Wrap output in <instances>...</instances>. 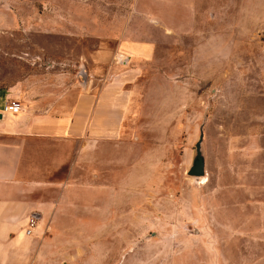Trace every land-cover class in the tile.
<instances>
[{
	"label": "rangeland",
	"instance_id": "1",
	"mask_svg": "<svg viewBox=\"0 0 264 264\" xmlns=\"http://www.w3.org/2000/svg\"><path fill=\"white\" fill-rule=\"evenodd\" d=\"M135 9L157 44L95 177L109 187L97 214L33 212L31 251L11 231L0 264H264V0H0V87L81 64L100 83L122 65L106 54ZM200 132L204 177L187 172ZM65 175L62 163L47 177Z\"/></svg>",
	"mask_w": 264,
	"mask_h": 264
},
{
	"label": "crops",
	"instance_id": "2",
	"mask_svg": "<svg viewBox=\"0 0 264 264\" xmlns=\"http://www.w3.org/2000/svg\"><path fill=\"white\" fill-rule=\"evenodd\" d=\"M135 11L129 12L118 31V47L106 54L109 62L121 60L122 65L100 83L95 84L81 64L74 77L66 68L31 66L17 73L12 84L0 87V251L9 246L11 231L16 252L31 251V236L23 228L33 212L39 221L97 214L90 205L109 187L95 177L103 162L117 156L123 126L135 112L133 98L142 62L157 44L139 25L134 27L136 17L143 14ZM111 29L116 33L114 25ZM13 100L20 104L17 112L3 110ZM62 163L63 179L47 177Z\"/></svg>",
	"mask_w": 264,
	"mask_h": 264
},
{
	"label": "water",
	"instance_id": "3",
	"mask_svg": "<svg viewBox=\"0 0 264 264\" xmlns=\"http://www.w3.org/2000/svg\"><path fill=\"white\" fill-rule=\"evenodd\" d=\"M81 74L84 73L81 70ZM203 132H200L198 140L195 142V154L192 159V164L189 166L187 172L191 175L200 176L205 174V158L201 149Z\"/></svg>",
	"mask_w": 264,
	"mask_h": 264
},
{
	"label": "built area",
	"instance_id": "4",
	"mask_svg": "<svg viewBox=\"0 0 264 264\" xmlns=\"http://www.w3.org/2000/svg\"><path fill=\"white\" fill-rule=\"evenodd\" d=\"M20 108V104L18 101L13 100L10 103H7L4 105L3 110L10 111V112H17V110ZM34 227V219L30 217L28 226L25 229L26 233H30L32 231V228Z\"/></svg>",
	"mask_w": 264,
	"mask_h": 264
},
{
	"label": "bare ground",
	"instance_id": "5",
	"mask_svg": "<svg viewBox=\"0 0 264 264\" xmlns=\"http://www.w3.org/2000/svg\"><path fill=\"white\" fill-rule=\"evenodd\" d=\"M204 176H206V174L200 175V176H198V177H204Z\"/></svg>",
	"mask_w": 264,
	"mask_h": 264
}]
</instances>
